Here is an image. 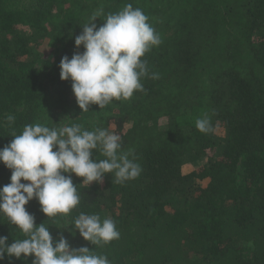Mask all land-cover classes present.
<instances>
[{
  "label": "trees",
  "instance_id": "16d2710c",
  "mask_svg": "<svg viewBox=\"0 0 264 264\" xmlns=\"http://www.w3.org/2000/svg\"><path fill=\"white\" fill-rule=\"evenodd\" d=\"M127 4L162 38L141 57L144 91L82 112L60 60L84 51L75 37L94 13L99 27ZM198 112L210 132L197 129ZM37 123L114 132L142 168L89 186L71 173L80 203L68 214L47 217L30 200L26 210L54 240L62 233L111 264H264V0H0V148ZM93 158L105 157L95 149ZM10 176L0 162V187ZM80 213L113 219L119 239L85 240L74 227ZM0 236L25 238L2 212Z\"/></svg>",
  "mask_w": 264,
  "mask_h": 264
},
{
  "label": "clouds",
  "instance_id": "9594fccd",
  "mask_svg": "<svg viewBox=\"0 0 264 264\" xmlns=\"http://www.w3.org/2000/svg\"><path fill=\"white\" fill-rule=\"evenodd\" d=\"M97 17L99 13H94L75 37L76 48L82 45L84 51H75L71 58L65 55L59 63L60 78L72 81L82 112L89 111L91 104L103 108L113 100L131 98L134 91H144L141 78L148 76L149 68L141 57L162 43L149 17L131 4L108 14L99 27L94 23ZM152 78L158 74L152 73ZM6 120L11 124L15 117L8 115ZM196 127L205 133L212 130L207 117L198 119ZM11 136L14 139L0 148V162L11 170L10 183L0 187V212L25 238L8 244V236H0V261L7 255L9 264L13 257L29 256L34 257L31 264H111L106 255L95 254L89 247H71L62 233L54 240L48 226L37 225L25 205L35 198L47 217L70 213L80 203L70 174L82 177L81 183L88 186L102 182L106 173H114L120 183L135 179L142 168L132 150L122 151L120 135L105 129L84 130L80 124L59 129L29 124L21 134ZM95 149L105 158L94 159ZM74 227L95 245L120 237L115 221L102 220L98 214L80 213Z\"/></svg>",
  "mask_w": 264,
  "mask_h": 264
},
{
  "label": "rangeland",
  "instance_id": "374dc122",
  "mask_svg": "<svg viewBox=\"0 0 264 264\" xmlns=\"http://www.w3.org/2000/svg\"><path fill=\"white\" fill-rule=\"evenodd\" d=\"M204 118V114H203V112H198V114H197V120L198 119H203ZM126 126H128V127H130L131 125L128 123ZM218 133H221V128H219V130H218ZM198 162H195L194 164H196V165H190V167H191V169H194V168H196V167H198L199 166V164L200 163H198ZM249 245L248 244H246V245H242L241 247H248ZM245 252H248V249L246 248L245 249Z\"/></svg>",
  "mask_w": 264,
  "mask_h": 264
}]
</instances>
